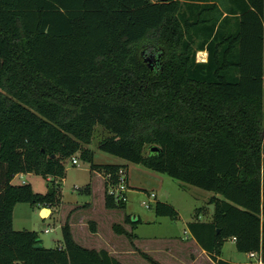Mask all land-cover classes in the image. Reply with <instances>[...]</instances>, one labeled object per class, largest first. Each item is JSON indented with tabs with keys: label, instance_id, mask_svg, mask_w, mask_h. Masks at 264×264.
<instances>
[{
	"label": "trees",
	"instance_id": "16d2710c",
	"mask_svg": "<svg viewBox=\"0 0 264 264\" xmlns=\"http://www.w3.org/2000/svg\"><path fill=\"white\" fill-rule=\"evenodd\" d=\"M227 2L0 0V264H121L78 244L68 222L52 248L13 228L17 203L60 204L68 159L118 179L127 165L87 147L97 125L111 133L99 150L213 192L211 220L187 223L211 260L264 264V0ZM20 173L49 191L14 184ZM105 205L126 202L105 192ZM155 214L179 217L160 200ZM229 238L261 262L222 259Z\"/></svg>",
	"mask_w": 264,
	"mask_h": 264
},
{
	"label": "rangeland",
	"instance_id": "374dc122",
	"mask_svg": "<svg viewBox=\"0 0 264 264\" xmlns=\"http://www.w3.org/2000/svg\"><path fill=\"white\" fill-rule=\"evenodd\" d=\"M220 1L223 3V0ZM200 53H197L196 56L197 58L200 56L199 60L202 56ZM143 57L148 67L151 69L158 68L159 59L157 61L155 59L157 57L160 58L158 55L145 53ZM110 134L101 125L96 126L94 138L87 145L93 151L94 162H126L118 156L98 149V142ZM77 158L79 164L73 165L71 159H68L65 164V177L63 179H56L58 180L56 183L60 188L59 194L61 202L59 205L53 206L51 215L43 217L40 213L41 205H32L28 202L17 203L12 210L13 228L15 230L36 231L42 240V245L47 248H52L61 243V227L67 218L69 220H75L73 222H76L77 219L96 220L102 224L103 230L107 232L112 225L122 223L123 219L126 221L127 216L130 217V220H133V216L137 217L138 215L142 221L133 224L135 228H133L134 231L131 236L135 237L137 235L139 237L137 241V247L139 249H137L138 251L134 258H129L133 260L128 264H151L145 255L142 254L144 253L143 251L151 252L150 250H153L155 252L154 249L159 247L177 246L178 248L180 242L186 241V238L189 236L191 237L187 228L188 221L196 219L209 221L211 219L212 211L208 207V200L214 195L213 192L196 186L185 185L167 174L146 168L142 164L128 163V161L125 165L130 169L129 172L132 186L134 187L133 189L142 192V194L140 192L130 194V200L127 203L126 209L107 208L101 201L99 194L100 178L92 174L93 171L90 169L91 163L88 160L80 157ZM127 166L125 167L126 170ZM22 176L16 175L13 183H28L32 186L33 191L42 194L48 192L51 187L50 182L41 174L25 173ZM145 190L155 192L160 196L162 201L173 204L179 212V217L173 219L168 216H157L155 214L154 201L150 203V207H146L142 203L147 198ZM198 208H201V213L199 214L196 211ZM90 227L91 225H89ZM45 229L49 231L46 232ZM118 234L120 233L118 232ZM126 236L130 237L127 234ZM91 239L89 234H86L87 244L85 246L87 248H90V246L97 247L98 244L93 243L91 245ZM118 240L122 243L127 241L131 244L128 238L124 240L122 234ZM175 251L182 254V250L180 249H175ZM150 254L151 256H156V253ZM257 258V256L253 257L255 261ZM222 259L234 263H242L247 260H252V257L248 253L239 252L235 242L227 239L223 245ZM206 264L212 263L207 262Z\"/></svg>",
	"mask_w": 264,
	"mask_h": 264
},
{
	"label": "crops",
	"instance_id": "0c3cea01",
	"mask_svg": "<svg viewBox=\"0 0 264 264\" xmlns=\"http://www.w3.org/2000/svg\"><path fill=\"white\" fill-rule=\"evenodd\" d=\"M199 52L207 53L206 50H202ZM199 52H197V53H199ZM196 56H197V54H196ZM207 56H208V54H206L205 59H207ZM205 59H204V57H201L200 60H199V57L197 58L198 61H206ZM124 161H126V160H124ZM126 162H124V163H113V164H125ZM129 171H130V169L127 166V181H128V185H129L131 190H129L128 200L126 201V206L124 209L127 208V203L130 200V198H129L130 194L140 192V191L133 189L134 187L132 186V181H131ZM92 174L95 175L97 178H100L99 194L101 197V201L105 205V183H104V179L101 175H99V172H97L95 170L92 172ZM147 192H148V190L147 191L145 190V194ZM140 193L142 194V192H140ZM156 198H157V200L162 201L158 194H157ZM169 204H171V203H169ZM171 205H173V204H171ZM105 207H106V205H105ZM43 208H45V207H42L41 210ZM52 208H53V206L50 207V213L48 215H51L52 210H53ZM174 208L176 209L175 206H174ZM40 213H41V211H40ZM46 214H47V212L45 213V215ZM48 215H46V216H48ZM46 216H43V217H46ZM69 218H70V216H69ZM133 218H135L137 220H131L130 222H126L125 219H123L122 223L115 224V225H117V227L120 225L119 229L121 231H123V233H120V234H118V232L116 231L117 227L115 228V225H112V227L106 232L103 230L102 224L96 220H93V219H84V220L77 219L76 222H73L75 220H69L67 218L64 221V223L68 222L70 224V228H71L73 238L81 246L87 247V246H85L87 244L86 243V241H87L86 240V234H89L90 238H92L91 239V245H93V243L98 244V246H97L98 248L95 246H90L91 249H96V250L106 249L109 252V254H111L112 256L117 258L121 264H128V263H131V261L133 260V259H129V258H134L135 254L138 251L137 249H139L137 247V241L139 240V237L137 235H135V237L131 236V235L133 234V231H134L133 228H135L133 224L135 222H141L142 220H141V217L138 215H137V217L133 216ZM188 222H191V221H188ZM204 222H207V221H204ZM89 225H91L90 228H89ZM81 233L84 236H82ZM189 233H190V231H189ZM121 234L123 235L124 240L126 238H128L131 241V244L128 243L127 241H124L125 243L119 242L118 238H121ZM126 234L130 235V237L126 236ZM190 235H191V237L190 236L187 237L186 241L179 243L178 248H177V246L166 247V248L159 247V248L154 249L155 252L153 250H150L151 252H146V251H143V252L146 253L147 255L149 254L148 256L150 257L151 260L148 258L147 259L151 264H153L152 262H154L155 264H206L207 262H210L212 264H216L207 255L205 250L198 244L197 240L192 236L191 233H190ZM229 239H231L232 241L235 242L234 238H229ZM92 240H93V242H92ZM175 249L182 250V254L177 253L175 251ZM141 253H142V251H141ZM150 253H156L155 254L156 256H151ZM249 261H254L253 257H252V260H247L245 262H249ZM245 262H242V263H245Z\"/></svg>",
	"mask_w": 264,
	"mask_h": 264
},
{
	"label": "built area",
	"instance_id": "2783aa9c",
	"mask_svg": "<svg viewBox=\"0 0 264 264\" xmlns=\"http://www.w3.org/2000/svg\"><path fill=\"white\" fill-rule=\"evenodd\" d=\"M150 1H156V0H150ZM71 163L73 165H78V158L75 156L71 159ZM24 173H20L17 175H20L21 177H23ZM99 175H101L104 179V183H105V192L111 196H113L115 198L116 201L120 202H126L128 200V193L130 190V187L128 185V181H127V170L126 168H120L117 175H118V179L116 181H114L112 179V176L110 174L107 175H103L102 173L99 172ZM146 200L142 201V203L146 206V207H150V203L152 201L156 202L157 200V194L155 192H147L146 193ZM46 232H48L49 230L46 229ZM251 257H255L257 256L258 258L256 259V261L259 260V255L255 254V253H251L250 254Z\"/></svg>",
	"mask_w": 264,
	"mask_h": 264
},
{
	"label": "water",
	"instance_id": "95a60500",
	"mask_svg": "<svg viewBox=\"0 0 264 264\" xmlns=\"http://www.w3.org/2000/svg\"><path fill=\"white\" fill-rule=\"evenodd\" d=\"M151 60V59H150ZM154 60V59H153ZM158 59H156V61H157ZM151 149H153V150H157L158 149V147L157 146H153ZM208 207L210 208V210L212 211V213H213V211H214V205L213 204H209L208 205ZM47 212V214L46 215H48L49 213H50V208L49 207H45V208H43L42 210H41V214H42V216H46V215H44V213H46ZM133 220H137V219H135V218H132Z\"/></svg>",
	"mask_w": 264,
	"mask_h": 264
},
{
	"label": "bare ground",
	"instance_id": "6f19581e",
	"mask_svg": "<svg viewBox=\"0 0 264 264\" xmlns=\"http://www.w3.org/2000/svg\"><path fill=\"white\" fill-rule=\"evenodd\" d=\"M200 54L202 55L201 57H204V59L206 58V54H207V53H205V52L202 53V52H201ZM199 57H200V56H199ZM202 59H203V58H202ZM205 60H206V59H205ZM44 215H45V213H44Z\"/></svg>",
	"mask_w": 264,
	"mask_h": 264
},
{
	"label": "flooded vegetation",
	"instance_id": "af4514ba",
	"mask_svg": "<svg viewBox=\"0 0 264 264\" xmlns=\"http://www.w3.org/2000/svg\"><path fill=\"white\" fill-rule=\"evenodd\" d=\"M159 57H160V56H159ZM155 59H160V58L157 57V58H155Z\"/></svg>",
	"mask_w": 264,
	"mask_h": 264
}]
</instances>
